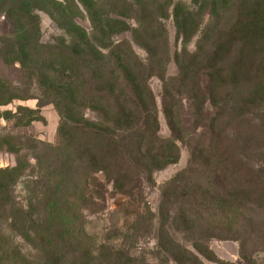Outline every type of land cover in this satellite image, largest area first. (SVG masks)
Instances as JSON below:
<instances>
[{"label":"trees","instance_id":"trees-1","mask_svg":"<svg viewBox=\"0 0 264 264\" xmlns=\"http://www.w3.org/2000/svg\"><path fill=\"white\" fill-rule=\"evenodd\" d=\"M42 12L61 30L49 42ZM171 17L181 41L176 76L167 75ZM1 19L10 29L0 32V59L17 65L19 77L0 74V105L38 101L4 113L18 126L42 119L47 104L60 116L58 140L34 146L46 154L37 153L31 167L19 160L0 168L3 264L134 262L118 240H97L85 218L88 203L105 206L110 191L129 199L137 221L148 217L161 249L157 227L167 231L174 243L165 249L168 263H201L207 238H238L242 226L254 231L264 215V177L242 169L261 174L264 162L238 151L239 135L228 136L224 116L229 107L238 130L240 119L264 112V0H0ZM153 77L163 82L168 138L159 135ZM185 139L191 162L154 208L145 200L154 173L178 161ZM18 182L24 196L13 193ZM204 221L206 233L196 235ZM175 225L191 233L190 245Z\"/></svg>","mask_w":264,"mask_h":264},{"label":"rangeland","instance_id":"rangeland-1","mask_svg":"<svg viewBox=\"0 0 264 264\" xmlns=\"http://www.w3.org/2000/svg\"><path fill=\"white\" fill-rule=\"evenodd\" d=\"M40 19L41 36L44 42L51 41L61 33V30L46 13H40ZM80 22L88 27L87 22L82 20ZM167 28L170 53L172 55L167 64V75L176 76L178 66L173 55L181 48V41L177 36L172 17L167 20ZM9 29L7 21L1 19L0 32L5 33ZM0 74L3 77L16 80L19 77V68L14 64H6L0 59ZM150 86L155 94L158 108V118L160 121L159 135L163 138H168L171 136V131L163 113V82L160 78L153 77L150 79ZM37 104V99L30 98L28 100H16L3 106L0 105V168L13 167L19 160L26 162L31 167V164L35 162V157L39 155L37 153L44 155L48 152V149L45 147L40 146L36 148L34 146L38 145L40 141L54 143L58 140L57 132L60 116L53 104H47L42 107V119L33 121L25 126L16 125L10 115L4 113L6 110L16 111L17 105L36 107ZM188 112V110H185L182 115L185 123L190 119ZM232 114L228 107L224 116L226 133L228 136L233 134L239 135L237 143L235 142L239 152H245L253 162H264V112L253 116L250 120L240 119V129L238 130L235 129ZM232 138L234 139L235 136H232ZM197 142L198 137L190 142V147L194 148ZM178 144L180 147L178 161L154 173L155 187L145 195V200L154 208L161 204L164 186L178 172L187 168L191 162V148H189L188 141L186 139L179 140ZM239 156L241 155L239 154ZM249 158L245 159L249 160ZM248 168L242 169L243 176L254 175L256 177L260 175L259 177H264V172L256 174ZM192 177L195 178L196 174H193ZM20 180L25 181V179ZM23 186L22 182H18L17 185L13 186V193L18 196H24L25 190ZM128 201L129 199L125 198V196L110 191L107 195L105 206H102V202L98 200L88 203V210H85L84 214L90 227H92V231L96 236L95 238L97 240L105 238L111 241L114 239V242L118 240L120 243H123L127 249L136 255V260L130 264H177L175 262L168 263V253L165 249L174 247V243L170 240L167 231L162 230L159 226L157 227L158 231H161L160 235L165 245L161 249L158 245V234L155 232V228L151 226L148 217L142 216L137 221L136 217H133L131 214L136 208L129 204ZM166 223L167 221L164 219L163 225L165 229H167L168 225ZM253 225L255 227L253 232L252 226L240 227L239 236L235 239L207 238L202 243L205 246H200V249L208 257H202L203 262L201 261V263L193 259L191 263L187 262V264H264V215L258 216ZM176 226H174L176 228V235L180 239H183L182 242L184 244L190 245L189 243L193 238L191 233L182 232L179 226ZM208 227L209 224L205 221L201 224L199 223L198 228H196L198 234L196 232L195 234L203 235L206 233ZM4 228L5 221L2 220L0 222V229ZM250 232L254 234L252 239L249 238ZM104 251L107 252V249H104ZM243 253L248 254V258ZM249 258L252 260H249ZM0 264H3V261L0 260Z\"/></svg>","mask_w":264,"mask_h":264}]
</instances>
